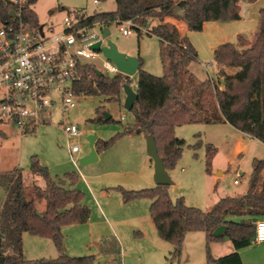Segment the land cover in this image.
Segmentation results:
<instances>
[{"label":"trees","instance_id":"obj_1","mask_svg":"<svg viewBox=\"0 0 264 264\" xmlns=\"http://www.w3.org/2000/svg\"><path fill=\"white\" fill-rule=\"evenodd\" d=\"M35 1L28 0L24 19L38 25L32 8ZM113 1V11L94 12L88 20L107 24L112 20L130 19L136 26L151 27V34L159 41L158 54L163 74L155 76L141 69L138 55L137 99L130 110L134 120L124 131H144L151 135L165 170L175 166L186 143L174 135L175 126L224 121L264 143V0L258 10L257 29L251 37L237 34L236 43L226 42L214 48L213 57L221 81L200 80L188 69L191 62L197 60L198 53L189 37L181 34L174 24L165 22L164 18L184 21L189 32L200 31L207 21L241 19L240 0ZM245 1L253 3L257 0ZM11 8L13 6L7 1L0 0V23L11 21ZM155 19L158 22L152 26L150 23ZM135 30L137 35L141 34L137 27ZM226 68L236 71L227 73ZM81 71L83 79L74 83L77 95L106 94L109 99L119 100L122 84L130 85L131 82V77L124 73L112 77L104 73L98 76L91 64L84 65ZM96 111L102 112L100 108ZM110 119L97 117L96 121ZM0 136L5 138L1 128ZM115 137L102 142L96 139V152L98 148L109 147ZM197 141V145L201 144L200 139ZM205 148L206 169L209 171L216 148L212 144H206ZM30 163V173L45 181L44 188L25 184L20 167L0 171V187L5 191L0 201V264H91L93 255L72 257L62 249L61 226L84 223L89 219V209L82 204L81 193L73 187H65L64 180L51 178L48 167L36 156L31 157ZM263 169L264 158H254L245 194L222 197L208 210L187 205L182 196L172 201L167 193L169 185L159 184L137 191L117 188L125 201L142 197L150 199L149 213L154 229L159 238L173 247L169 260L178 259L187 233L202 231L207 246L206 264H243L238 249L250 243L255 232L254 220L264 218V180L260 175ZM40 202H43L41 209L37 207ZM218 225H222L224 231L212 234ZM23 232L49 238L58 255L35 260L25 258ZM223 239L232 242L235 250L212 257L208 244ZM104 251L119 253L115 243ZM113 261L119 264V257L115 256Z\"/></svg>","mask_w":264,"mask_h":264},{"label":"rangeland","instance_id":"obj_2","mask_svg":"<svg viewBox=\"0 0 264 264\" xmlns=\"http://www.w3.org/2000/svg\"><path fill=\"white\" fill-rule=\"evenodd\" d=\"M92 0H36L32 8L37 21L44 25L57 24L64 11L71 8H84L95 12L113 11V0L99 1L93 5ZM260 3L239 1L240 20L207 21L200 31L186 32L192 42L198 58L191 63L190 70L200 80L216 81L219 68L214 61L212 48L218 41L236 43L235 30L241 35L251 37L258 26ZM156 19L151 21L155 25ZM150 25V26H151ZM109 38L119 51L139 55L140 68L162 75L159 41L154 35L135 32L122 35L115 26L110 27ZM93 60L101 68L103 56ZM234 73V68L224 69ZM110 77L115 73L105 72ZM138 74L131 77L130 87L136 88ZM124 92L121 89L119 100L109 99L104 94L78 95L72 106L66 109L54 107L49 120L38 123L33 132L20 136L19 131L5 126L0 128L5 138L0 136V171L15 167L22 169L23 181L29 183L31 157L36 156L40 163L48 167L51 178L64 180L67 188H75L81 193L82 204L89 209V219L84 223H72L61 226L63 234L62 249L69 256H94L91 264H114L115 256L119 264H206L207 246L204 232L195 231L185 235L178 259L169 260L172 245L159 238L154 229L149 213L150 199L146 197L123 200L117 187L127 190H141L156 186L153 177V160L147 151L148 135L144 131L125 132L131 126L134 116L123 107ZM100 108L101 113L96 110ZM111 119H105V114ZM123 118L121 119V117ZM75 124L81 134L68 136L65 125ZM220 124H183L175 126L174 135L186 143L175 166L167 169L172 184L167 193L172 201L182 196L187 205L208 210L214 203V197L220 188L225 193L238 191L246 185L251 170L252 158L249 153L233 150V140L228 138L220 143L222 129ZM94 134L102 142L115 137L112 144L103 149L98 148L97 159L88 164H81L79 158L89 152L88 135ZM199 135V137H198ZM197 138L201 144L197 145ZM216 142H209L208 139ZM212 143L216 148V159L209 171L206 169V144ZM73 144L80 146L79 152L71 153ZM255 148V144H253ZM262 152L264 146L260 145ZM221 164V176L209 177L214 173L213 165ZM235 169L242 175L239 184H234ZM72 175L71 177L66 176ZM43 181L41 177H36ZM5 191L0 187V201ZM41 209L43 202L37 204ZM116 240V241H114ZM115 243L119 253H105V248ZM22 250L25 258H55L58 250L52 241L43 236H34L23 232Z\"/></svg>","mask_w":264,"mask_h":264},{"label":"built area","instance_id":"obj_3","mask_svg":"<svg viewBox=\"0 0 264 264\" xmlns=\"http://www.w3.org/2000/svg\"><path fill=\"white\" fill-rule=\"evenodd\" d=\"M13 6L14 15L9 22L0 23V127L13 128L20 136L33 132L38 123L49 120L54 107L72 106L76 96L74 83L83 79L82 67L91 64L101 73L118 74L115 64L91 46L107 43L102 28L115 26L122 35L151 34L148 26H136L130 20L89 21L95 10L71 8L63 12L57 24H31L24 19L28 0H5ZM99 5L98 0H92ZM31 7V6H30ZM103 56L101 68L93 60ZM212 80V79H211ZM123 116L121 117V119ZM68 136L81 134L75 124L65 125ZM73 144L71 153L79 152ZM234 183L238 182L240 175ZM255 232L252 241L264 242V219L253 222Z\"/></svg>","mask_w":264,"mask_h":264},{"label":"crops","instance_id":"obj_4","mask_svg":"<svg viewBox=\"0 0 264 264\" xmlns=\"http://www.w3.org/2000/svg\"><path fill=\"white\" fill-rule=\"evenodd\" d=\"M256 2L260 3V6H262V4H263V0H257L254 3H256ZM164 19H165V22H167L169 24H174L178 28V30L181 34H187L186 32H188V31H187V27H186V24L184 21H182L180 19H175L173 17L172 18L171 17H165ZM157 22L158 21L156 20V23ZM203 26H205V24ZM237 32L242 33L241 30H235L234 33H237ZM245 36H247V35H245ZM218 42L219 43L217 45L224 43V41H218ZM217 45H215L212 48V52ZM126 54L138 57V55H135L132 53H126ZM190 66H191V64L188 66L189 70H190ZM133 90H136V88ZM200 124H204V123H200ZM210 124H220L221 125L220 129H222L223 133H222V136H220V140H219L220 143L225 141V140H228V138H230L231 140H233V144H234L233 150L234 151H236L238 153H246L247 152V153H249L252 160L254 158H256V159H263L264 158V150L262 152V149L260 148L261 147L260 145L264 146V143H261L259 140H256L255 138L251 137L250 135H248L246 133L244 134V133L240 132L238 129H236L234 126H232L230 123H226L224 121H221L218 123H210ZM210 124H205V125H210ZM207 141L216 142V141H214V139H211V138L208 139ZM209 144H212V143H209ZM253 144H255V148H254ZM87 154L88 153L81 155V157L85 156ZM215 157H216V155H213L211 157V158H213V163H215V161H214V159H216ZM218 166L220 167L221 164L217 163V165H213L214 173L212 175H208L209 177H213V179H215L216 177H219L222 175V173L224 171H223V169H219ZM250 172H251V170H250ZM250 172L248 173L246 185H244L240 190H238L236 192L233 191V192L225 193L226 190L224 188H220L218 194L215 195V197L213 198L214 203L217 202L222 197L241 196V195L245 194L247 187H248ZM236 173L239 174L238 169H235V171H234V175L237 177ZM260 175L262 176V179L264 180V169L261 171ZM36 177H40V176L37 174L32 175L31 179H30L31 181L29 183H26L24 181L25 184H27V185L34 184V185H38L41 188H44L45 187V181L42 178H41L43 180L42 182L38 181L36 179ZM241 177H242V175H240V177L238 178L237 183H234V180H233V183L239 184ZM235 219H237V218H235ZM259 219H264V218H259ZM204 237H205V235H204ZM208 246H210V252H211L212 257H219L222 255L231 253V251L235 250V247L232 245V242H230L228 239L210 242L208 244ZM238 252H239V255L241 258V262L243 264H264V242L255 243L251 239L248 246L238 249Z\"/></svg>","mask_w":264,"mask_h":264},{"label":"water","instance_id":"obj_5","mask_svg":"<svg viewBox=\"0 0 264 264\" xmlns=\"http://www.w3.org/2000/svg\"><path fill=\"white\" fill-rule=\"evenodd\" d=\"M9 15L13 16L14 13L12 10L9 11ZM110 33L108 27L102 28L103 36H106ZM91 48L95 50H100L103 56H106L110 59L116 66L119 73H124L130 77H132L135 73H137V69L139 67V58L137 56L126 54L125 52L119 51L116 45L111 41L110 38L107 39V43L100 47V42H97L91 46ZM95 73L98 76H102L98 69H95ZM122 90L124 92V100H123V107L127 110H131L134 102L137 99L136 90H133L129 84L123 83ZM109 114H105V118H109ZM88 144L90 146V150L87 155L82 156L79 158V162L81 164H88L90 162H94L97 159V152L95 149L94 142L97 139V136L94 134H89L88 137ZM147 151L148 154L153 160V177L155 185L163 184V185H171L172 181L164 168L163 160L157 155L155 143L153 142L152 136L148 135L147 139ZM224 227L222 225H218L214 228L213 233L214 235H218L224 231ZM0 245H1V237H0ZM2 258L0 257V262Z\"/></svg>","mask_w":264,"mask_h":264}]
</instances>
